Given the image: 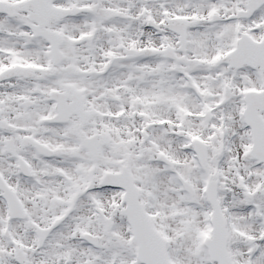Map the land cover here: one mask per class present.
<instances>
[{"label":"snow or ice","instance_id":"1","mask_svg":"<svg viewBox=\"0 0 264 264\" xmlns=\"http://www.w3.org/2000/svg\"><path fill=\"white\" fill-rule=\"evenodd\" d=\"M0 264H264V0H0Z\"/></svg>","mask_w":264,"mask_h":264}]
</instances>
